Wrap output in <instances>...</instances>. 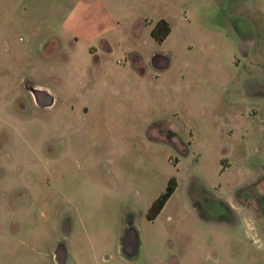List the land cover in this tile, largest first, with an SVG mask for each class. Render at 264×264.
I'll list each match as a JSON object with an SVG mask.
<instances>
[{
	"label": "rangeland",
	"instance_id": "obj_1",
	"mask_svg": "<svg viewBox=\"0 0 264 264\" xmlns=\"http://www.w3.org/2000/svg\"><path fill=\"white\" fill-rule=\"evenodd\" d=\"M72 4L0 0V264H264V0Z\"/></svg>",
	"mask_w": 264,
	"mask_h": 264
},
{
	"label": "crops",
	"instance_id": "obj_2",
	"mask_svg": "<svg viewBox=\"0 0 264 264\" xmlns=\"http://www.w3.org/2000/svg\"><path fill=\"white\" fill-rule=\"evenodd\" d=\"M93 7H98V8H102V9L107 8L106 0H73L71 11L68 14L69 15L68 16V19H69L68 22L70 23V28L73 30L75 28H77L78 25L80 24V21L82 19H85V17H88L90 15V13H91L90 9ZM160 18H164L165 20H167V18H165V17H160ZM160 18H158V19H160ZM156 21H153L152 18H148V17L145 18V20H144L145 24L151 26L149 29V32L151 31V28L155 24ZM168 23L170 25V30H169L167 36L169 35V33L172 29L171 22L168 21ZM96 34L101 35L102 34L101 30L96 31ZM93 35H94V33H93ZM104 42L105 41L102 42V46L105 49V51H111L112 48L109 45H105ZM248 50H250V48ZM131 58H132V60H136V59H138V55L135 53H132ZM167 61H168V58L165 55H163L161 53L160 54L157 53V54L153 55V57H152L153 63L151 65H149V67H153V68L165 67V65L167 66ZM145 68H146V66H141V65L135 66V70L137 72H140V73H145V71H146ZM32 87L35 88L34 89L35 94L30 92L34 101H37V102L42 103V104H53L55 102L57 96L55 95L54 90L50 86H46L43 83L34 82ZM38 93H43L46 96L45 98H48V100L44 99V100L40 101ZM247 225H248V228L250 229V222L247 223ZM245 236L247 238H249L250 235L247 233ZM251 236L254 237V240H257L259 237L258 235H256V232H253L251 234ZM57 248L58 247H56V249ZM65 248H66L65 245H61L60 249H57L54 252V256L56 258H58L61 263L64 262L67 258V251L65 250ZM173 262L175 264H194V263H197L195 261L187 260V258L183 257V256L181 258H178V257L174 258Z\"/></svg>",
	"mask_w": 264,
	"mask_h": 264
},
{
	"label": "trees",
	"instance_id": "obj_3",
	"mask_svg": "<svg viewBox=\"0 0 264 264\" xmlns=\"http://www.w3.org/2000/svg\"><path fill=\"white\" fill-rule=\"evenodd\" d=\"M169 30H170V25L168 21L165 20L164 18H160L152 26L150 34L156 41L162 42L167 36ZM176 185H177L176 178L174 176H171L167 182L165 190L162 193H160L151 203L148 210L149 218H154L158 214V212L161 210L166 200L174 191Z\"/></svg>",
	"mask_w": 264,
	"mask_h": 264
}]
</instances>
